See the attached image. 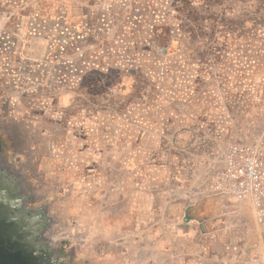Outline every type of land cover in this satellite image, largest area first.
<instances>
[{"label": "rangeland", "instance_id": "rangeland-1", "mask_svg": "<svg viewBox=\"0 0 264 264\" xmlns=\"http://www.w3.org/2000/svg\"><path fill=\"white\" fill-rule=\"evenodd\" d=\"M180 8L175 0H0V104L24 129L30 170L62 210L69 255L264 264V216L213 188L233 148L264 157V0L201 10L245 17L233 41L221 30L206 39L210 22L194 40L176 31ZM165 27L175 40L167 53L158 46Z\"/></svg>", "mask_w": 264, "mask_h": 264}, {"label": "flooded vegetation", "instance_id": "flooded-vegetation-1", "mask_svg": "<svg viewBox=\"0 0 264 264\" xmlns=\"http://www.w3.org/2000/svg\"><path fill=\"white\" fill-rule=\"evenodd\" d=\"M5 93L0 86V94ZM0 104V264H102L65 251L62 210L31 171L23 130L7 121ZM99 260V259H98Z\"/></svg>", "mask_w": 264, "mask_h": 264}, {"label": "built area", "instance_id": "built-area-1", "mask_svg": "<svg viewBox=\"0 0 264 264\" xmlns=\"http://www.w3.org/2000/svg\"><path fill=\"white\" fill-rule=\"evenodd\" d=\"M20 70L25 69L22 66ZM213 188L218 194L249 200L258 209L257 217L261 222L264 216V157L261 153H249L245 148H233L223 160Z\"/></svg>", "mask_w": 264, "mask_h": 264}, {"label": "trees", "instance_id": "trees-1", "mask_svg": "<svg viewBox=\"0 0 264 264\" xmlns=\"http://www.w3.org/2000/svg\"><path fill=\"white\" fill-rule=\"evenodd\" d=\"M176 3L181 7L178 9V13L181 15L182 18V24L176 25V31L181 33H184V31L189 34L191 40H194L196 38H201L205 36L206 34L203 31V24L206 22H210V35L206 38L210 40L211 42L214 41V36L212 34H215L219 32L218 30H221L220 33L225 34V40L233 41L235 40V36H239L244 31L245 26L248 24L247 19L245 17H242L241 19H228L225 16H209L203 15L201 13V10H205V13L209 11L212 7L215 6H221L223 4V0H175ZM195 5L197 7H195ZM184 29V30H183ZM171 29L169 27L161 28V36L158 37V46L160 47H166L165 50L167 53V50L169 49V46L173 43V40L171 38ZM224 40V41H225ZM177 41V40H176ZM199 63L201 65H204L202 57L199 58ZM96 80V79H95ZM94 81V80H93ZM98 81V80H96ZM140 88L137 86H134L132 88V91L139 90ZM159 89V88H158ZM154 91H157L155 89ZM153 97L151 98V101H155L157 99V95L153 92Z\"/></svg>", "mask_w": 264, "mask_h": 264}, {"label": "crops", "instance_id": "crops-1", "mask_svg": "<svg viewBox=\"0 0 264 264\" xmlns=\"http://www.w3.org/2000/svg\"><path fill=\"white\" fill-rule=\"evenodd\" d=\"M35 67V66H34ZM36 68H38V67H36ZM24 69L26 70V68L24 67ZM37 71V70H36Z\"/></svg>", "mask_w": 264, "mask_h": 264}]
</instances>
